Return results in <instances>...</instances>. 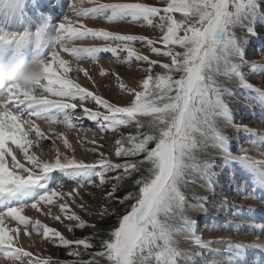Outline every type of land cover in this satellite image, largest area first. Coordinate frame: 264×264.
I'll return each instance as SVG.
<instances>
[{"label": "snow or ice", "instance_id": "obj_1", "mask_svg": "<svg viewBox=\"0 0 264 264\" xmlns=\"http://www.w3.org/2000/svg\"><path fill=\"white\" fill-rule=\"evenodd\" d=\"M89 2L94 6L86 8L84 0H72L70 15L59 23L51 40L43 25L34 33L0 29V51L13 45L19 54L31 39L35 46L33 61L41 64L44 74L35 89L10 83L0 91V256L11 264H61L51 257L40 258L21 245V235L31 238L37 234L44 242L67 249V254L75 258L72 264H195L193 257L202 253L181 248L176 237L183 235L203 250H210L215 242L196 234L197 221L188 214L190 210H203L207 198L193 196L194 203H190L186 195L198 180L212 186L216 175L214 153L225 165L235 163L250 176L252 190L245 192L246 198L264 200V159L248 155L243 147L238 149L241 154H233L232 137L226 131L231 125L249 134L253 146H264V133L234 123L232 107L237 89L254 92L264 106V88L249 82L250 73L245 71L264 72V63L246 59L250 38L257 35L256 25L264 24V0H158L157 5L139 0ZM83 17L100 18L109 25L131 23L158 29L160 35L154 39L93 28L83 22ZM88 39L102 43L76 45ZM137 43L149 54L138 50ZM62 53L70 59L63 58ZM101 53H110L127 65L141 66L145 75L137 87L127 84L119 74L100 68L101 76H114L121 94L132 97L127 105L110 102L69 76L73 71L83 72L95 85L80 62H98ZM150 54L163 56L167 62L151 59ZM157 66L161 71L155 70ZM92 102L98 107H87ZM77 109L81 116L95 122L100 132L117 136L113 147L120 162L113 161L102 145L91 149L97 156L92 162L69 156L56 146V141H61L64 149L72 148L67 135L52 126L76 128L80 119ZM42 124L48 128H42ZM125 128L132 131L125 135ZM45 140L54 145L50 159L30 152ZM91 143L100 142L94 139ZM55 173L74 181L76 187L65 193ZM128 180L134 190L119 203H135L109 230H101L73 210L71 205L80 188L110 183L105 198L116 200ZM68 197H73L71 203ZM42 204L49 206L45 215H51L50 206L58 204L60 214L53 219L69 221L68 232L91 228L93 234L69 239L56 228L22 214L28 207L41 212ZM79 207L83 209L84 205ZM261 212L264 210L238 206L234 215L253 219ZM100 215H108L104 205ZM6 220L17 226L7 227ZM242 227L228 224V229ZM248 227L255 230L254 225ZM250 248L264 252L260 244L229 241V264H247ZM85 255L89 258L84 259Z\"/></svg>", "mask_w": 264, "mask_h": 264}, {"label": "rangeland", "instance_id": "obj_2", "mask_svg": "<svg viewBox=\"0 0 264 264\" xmlns=\"http://www.w3.org/2000/svg\"><path fill=\"white\" fill-rule=\"evenodd\" d=\"M72 2V0H71ZM100 3H108V2H118V0H99ZM120 2H137V0H122ZM139 2L148 3L157 5L158 0H139ZM66 8H64L62 11L58 13V17H55V25L58 27L60 21L64 19L66 15H70L71 9L69 4H65ZM84 7H92L94 6L92 3L89 2V0H84ZM67 11L65 13H62L64 10ZM69 10V11H68ZM62 13V15H60ZM47 16H51L50 14ZM74 18V17H73ZM84 20L83 22L89 26L94 28H105V29H111L115 31H120L127 34H136V35H145L151 38H158L160 35V32L158 29H153L149 27H143L140 25H135L131 23H121V24H115V25H109L107 22L102 21L100 18H88L83 17L81 18ZM42 25V24H41ZM53 24V26H55ZM256 32L257 35L255 37L250 38L249 44L246 47V59L249 61H254L257 64L264 63V24L258 23L256 25ZM102 41H93L92 39H88L85 41H77V46H91L93 44H100ZM135 47L144 52L145 54H149L148 50L146 48H143L139 43L135 45ZM63 58L70 59L67 53H62ZM151 59H157L161 61H166V59L163 56H156L154 54H150ZM123 59V58H121ZM80 66L84 69L88 70L91 74V76L95 80V85L89 81L84 75L83 72H71L69 73V76L77 79L78 82L83 86L87 87L89 90H93L101 94L104 98L108 99L110 102L116 103L118 105H127L129 101L132 99L131 96L121 94V92L118 89V81L115 79L114 76L111 74L101 76L100 75V68L103 67L104 69L109 70L110 73H117L119 76L130 86L137 87L138 82L140 79L145 75L144 72L141 70V66L137 63H133L131 65H127L121 62L116 61L114 57L111 56L110 53H101L99 56L98 62H92L90 60H83L80 62ZM73 68H75V65L73 64ZM156 71H161V69L157 66L155 69ZM246 72H249L248 80L256 87L264 88V72H253L251 69H245ZM233 84L236 83L235 80L232 81ZM251 97V98H249ZM87 107L89 108H97L94 104L88 103ZM232 107L234 111V122L240 125H247L248 128L255 129L257 131L264 130V106H262L259 98L255 96V93H250L243 89H237L234 99L232 101ZM81 110H76L77 116H80V119L76 121L77 127L68 130L66 127L58 126V131L65 132L67 137H69L70 143H74V148L72 146L71 149H64L63 144L61 141H56V146H59L62 151L66 152L69 156H72L73 154L77 159H83L86 162H92L94 161L97 156L91 151L92 148H100L102 145L103 151H109V154H114V140L117 138L116 135L109 133H102L98 130V126L95 124V122L88 120L86 116L80 115ZM144 120H147L148 118H143ZM45 125V124H44ZM227 133L232 137L231 145H232V152L233 154H241L238 149L240 147H243L245 149H248L247 154L256 158V159H264V147H257L253 146L251 143H249V140L251 137L249 134L244 133L243 131H237L235 128H233L231 125L226 126ZM125 133V130H124ZM260 133V132H259ZM126 135V133H125ZM98 140L99 144H92L91 141ZM79 142V143H78ZM109 147L111 151L109 150ZM53 148L54 145L51 140H45L41 146H33L32 149H30V152H34L37 155L43 154L44 158L50 159L53 155ZM262 148V149H261ZM261 149V150H260ZM74 150V152H73ZM263 155V156H262ZM216 160V166L214 167V171L216 173L215 176H217L218 184L220 188H218V192L220 193L221 197L218 196L208 198L209 195V188H207V185L204 181L198 180L197 183L192 184L189 186L186 195L189 197V200H192L191 198L193 196H203L207 198V202L204 204V207L211 208L217 212H220L222 214H227V211H229L231 208L238 207L243 201L247 202V204L255 205V207H258L259 205L263 204L264 200L259 198L249 199L246 198L245 192H251L252 185L249 182V178H245L246 176H249L248 174L241 171L240 166L233 163L231 165H225L223 162V159L218 155H214ZM110 158L113 161L120 162L119 158H117L115 155L110 156ZM56 176L60 177V179L57 181L58 185H61V190L65 193L71 191L76 187V184L74 181L68 180L67 177H63L60 173H55ZM215 181V177L213 182ZM202 185V186H201ZM230 188L225 189V186H228ZM56 185H54L55 187ZM232 186V187H231ZM238 188L241 189L238 191ZM124 190L127 194L129 190H134L132 181L128 180L123 183L122 187L120 188ZM104 185L101 186L99 184H90L86 185L83 188L79 189V195L75 197V202L72 204V208L74 211H76L84 220L88 221L89 223H93L99 219H104L105 217H118L119 215H122L125 211L130 210V205L132 203H135V201H128L125 204H123L120 209H118V215L115 214L117 212V209L111 207V199H104ZM259 191V190H257ZM73 200V197H68V201L71 203ZM234 200L233 202H231ZM190 203H194V201H190ZM80 204L84 205V208L81 209L79 207ZM258 204V206H257ZM101 205H104L108 209V215L104 218H101L100 215V207ZM203 207V208H204ZM42 211L37 212L34 209H31L30 207L25 208L22 214H26L30 218L39 219L42 223L48 224L50 227H54L60 232H62L67 238L73 239L76 237V231L68 232L66 229V225L70 222L67 220H64L63 222H58L53 219V217L59 213L58 204H54L50 206L51 215H45V210L49 208L48 205H41ZM231 212L227 214V219L223 222V226H228L230 221H233L232 217L236 216L234 215V211L230 210ZM234 212V213H233ZM189 216L198 221L200 220L201 213L200 209L197 210H190ZM218 214V213H217ZM230 218V219H229ZM229 222H228V221ZM75 223V222H72ZM205 223V224H204ZM5 225L7 227H15L17 226L16 223L13 221L9 223V221H5ZM220 226H222L220 224ZM21 228H23L22 225H20ZM199 229L201 230L200 234L203 238L208 237L210 239H217L218 238V230L217 227L213 224L212 221L207 220L206 222H203V225H201V222L199 223ZM206 228V232L203 233V229ZM197 234V233H196ZM239 234V233H238ZM240 235H248L247 237L249 240L256 238V233L253 231H248V229H242L240 231ZM250 235V236H249ZM178 235L176 238L180 241V247L189 249L192 252H200L202 253L199 256L193 257V260L195 261V264H214L213 261L217 257L213 253H206L208 250H195L193 245L191 243H185V241L179 237ZM206 241V240H205ZM20 243L23 247H25L26 250L32 251L34 255L39 256L40 258H48L51 257L52 261H60L61 264L65 263V259L61 255V252L66 250L64 248L58 247L53 245L52 243L44 242L40 235L33 234V236L26 237L21 235L20 237ZM228 245V244H227ZM83 249V248H81ZM80 249V251H82ZM63 253V252H62ZM229 258V256H227ZM250 260H252V256L249 257ZM218 257L216 258V260ZM0 264H11V261H8L7 259L0 256ZM218 264V263H216ZM229 264V263H226Z\"/></svg>", "mask_w": 264, "mask_h": 264}, {"label": "bare ground", "instance_id": "obj_3", "mask_svg": "<svg viewBox=\"0 0 264 264\" xmlns=\"http://www.w3.org/2000/svg\"><path fill=\"white\" fill-rule=\"evenodd\" d=\"M23 1L24 0H0V29H3L4 31H8V32H21V33L22 32H29V33L31 32L32 33V28L28 27L27 26L28 23H26V22L32 23V22H34L33 19L25 18L26 13L20 12ZM39 4H40L39 9L43 12V14L45 15L46 20H47L43 24L41 23L45 27H47L48 25H51V26H53V24L55 25L54 21L57 20V19H55V17L58 15V13L60 11H62L64 8H66L65 4L60 3L57 6L54 4L53 6H50L48 8L44 7V9H42L41 7L43 6V4L42 3H39ZM37 11H39V10H37ZM16 14H19V16H17ZM49 14L51 16H47ZM50 19H52L51 22L49 21ZM0 55L3 57V59H6L8 61V59L10 57L17 55V53L15 51L14 46L9 45L6 47V54L0 53ZM34 55H35V46H34V43L30 39L29 43H27L25 45V47L23 49H21L20 53L18 54V58H23L26 60L27 57H34ZM235 124H237V123H235ZM242 126L247 127V125H242ZM41 127L44 129H47L48 125L42 124ZM52 127L55 129L56 132H60V131H58V126L53 125ZM257 132L264 133V130L257 131ZM63 133H65V132L63 131ZM71 145H72V143H71ZM73 145H74V143H73ZM12 147L15 149L14 145ZM73 148H74V146H73ZM36 151H34V152H36ZM229 186L230 185L225 186V187L230 188ZM207 188H209V186H207ZM233 201L234 200H232V202ZM239 206L243 207L245 209L248 207H252L253 209H256V210H264V203L259 205V206L257 204L258 207H255V205H252V204L250 205V204H247V202L243 201V203H241ZM230 210L236 212L237 207L236 208L234 207ZM217 213L218 212L213 213L212 216L214 218L213 221L216 224L219 223L222 225L219 227V230H218V233H219L218 238L214 239V240L210 239L208 237L203 238L206 241H215L214 243H212L210 245V250H208L206 252V253H213L215 256L218 257L217 260H216L217 257L214 259V261H213L214 264H216V263H218V264L229 263V258L227 257V255H228L227 254V248H228L227 244L229 241L242 242L244 244H249V245L255 243V244H260V245L264 246V231L260 230L262 227H264V212H261L259 216H256L253 219H245L242 216H238V215L232 217L233 221L229 220L230 222H234L236 224L244 225V227H242L239 230L228 229V226L227 227L223 226L225 224H223V222H221V221L226 220L227 217L222 213H218V214ZM250 224L255 226V230H251L248 227V225H250ZM227 225H228V223H227ZM242 229H248V231H253V233L255 232L256 238L249 240V238L247 237L248 235H246V236L240 235V231ZM179 237L182 240H184L185 243H186V241H187V243H190L188 241V239L185 238V236L180 235ZM250 256H253L252 260H250V258H249ZM247 264H264V252H262L256 248L248 249L247 250Z\"/></svg>", "mask_w": 264, "mask_h": 264}, {"label": "clouds", "instance_id": "obj_4", "mask_svg": "<svg viewBox=\"0 0 264 264\" xmlns=\"http://www.w3.org/2000/svg\"><path fill=\"white\" fill-rule=\"evenodd\" d=\"M43 75L39 62L26 61L18 58V54L14 55L7 62L0 63V91L10 83L27 89H35L40 86Z\"/></svg>", "mask_w": 264, "mask_h": 264}, {"label": "trees", "instance_id": "obj_5", "mask_svg": "<svg viewBox=\"0 0 264 264\" xmlns=\"http://www.w3.org/2000/svg\"><path fill=\"white\" fill-rule=\"evenodd\" d=\"M125 130V133L127 134L129 131H132V129H128V128H125L123 129V131ZM109 150L111 151L110 147H109ZM105 153L109 154V151L107 149V151H104ZM112 155H114L113 153H111ZM111 154H109L111 156ZM215 155V153H214ZM215 158V161L217 160L216 157L214 156ZM120 161V160H119ZM111 175V174H110ZM110 187H111V184H107V185H104V191L103 193L105 194V192L107 190H110ZM188 193V192H187ZM126 195V192L122 189H120V191L116 194L117 196V199L116 200H112L111 201V207L112 208H115L117 209V212H115L116 215H118V209H120V207L122 206L120 203H119V199L123 198V196ZM105 199V195L103 197V200ZM192 201V200H189V202ZM127 211H130V210H127ZM123 214H126V211L123 213ZM118 222V217H116V219L114 217H105L104 219H99L93 223L97 224V226L101 229V230H104V231H107L111 228L112 225H115L117 224ZM77 230V229H76ZM93 229L91 228H85V229H78L76 231V237L75 238H81V237H85V236H89V235H92L93 234ZM97 245H98V240H97ZM63 248V247H61ZM82 248V247H81ZM65 249V248H64ZM83 252V249H81ZM95 250V249H93ZM63 252V253H62ZM61 252V255L63 256V258L65 259V262H67V264H72V261L75 259L74 257H71L67 254V249L62 251ZM84 259H88L89 257L88 256H84L83 257ZM65 264V263H63Z\"/></svg>", "mask_w": 264, "mask_h": 264}]
</instances>
